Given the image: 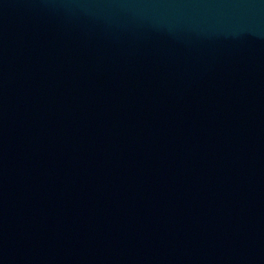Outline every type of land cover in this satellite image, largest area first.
Wrapping results in <instances>:
<instances>
[{
    "label": "water",
    "instance_id": "obj_1",
    "mask_svg": "<svg viewBox=\"0 0 264 264\" xmlns=\"http://www.w3.org/2000/svg\"><path fill=\"white\" fill-rule=\"evenodd\" d=\"M0 264H264V0H0Z\"/></svg>",
    "mask_w": 264,
    "mask_h": 264
}]
</instances>
